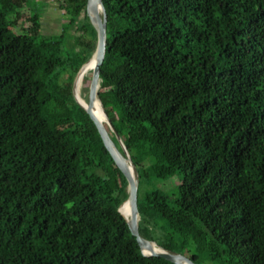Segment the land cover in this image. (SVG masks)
I'll return each mask as SVG.
<instances>
[{"label": "trees", "instance_id": "obj_1", "mask_svg": "<svg viewBox=\"0 0 264 264\" xmlns=\"http://www.w3.org/2000/svg\"><path fill=\"white\" fill-rule=\"evenodd\" d=\"M57 1L67 23L44 36L29 0H0V264H173L119 212L127 179L73 95L97 33L87 0ZM103 4L98 96L138 170L140 234L196 264H264V0ZM174 176L173 199L156 181Z\"/></svg>", "mask_w": 264, "mask_h": 264}, {"label": "water", "instance_id": "obj_2", "mask_svg": "<svg viewBox=\"0 0 264 264\" xmlns=\"http://www.w3.org/2000/svg\"><path fill=\"white\" fill-rule=\"evenodd\" d=\"M86 14L90 20V23L94 27L97 33V44L95 51L93 52L91 58L82 65L81 68L86 66L92 58H95L96 64L92 71V81L89 88V107L85 108L83 105L78 101L74 88H73V95L77 102V104L90 116L91 120L94 122L101 139L106 147L107 151L111 155L112 159L114 160L117 167L126 177L128 186H127V193L128 198L127 200L120 206L119 212L122 214L121 209L128 205L131 210V220L128 221L124 215L131 234L136 238L139 247L144 256L148 257H160L163 258L173 264H196L192 259L188 258L185 255L180 253L168 251L157 243L144 238L139 232V210H138V188H139V174L136 165L133 163L131 156L123 143L119 133L113 126L112 122L109 120L106 112V122L111 129V131L116 136L118 140L121 150L117 147L115 142L113 141L112 137L109 134V130L106 127V124L101 122L94 114H93V106L95 99L98 98V91L100 88V71L101 66L103 64L105 54H106V47H107V12L103 4V0H87L86 6ZM80 68V69H81ZM100 100V99H99ZM101 102V101H100ZM102 105V103H101ZM103 107V106H102ZM104 110V108H103ZM132 168V170H131ZM139 218V220H138ZM155 244L157 248L153 246Z\"/></svg>", "mask_w": 264, "mask_h": 264}, {"label": "rangeland", "instance_id": "obj_3", "mask_svg": "<svg viewBox=\"0 0 264 264\" xmlns=\"http://www.w3.org/2000/svg\"><path fill=\"white\" fill-rule=\"evenodd\" d=\"M27 8L30 9L29 10L30 13L28 12L25 14L24 20H23V26H29L30 20H29L28 15L29 14L32 15L33 13L37 12L38 14L41 15V22H42L41 33L44 36L59 35L62 31V27L64 26L65 23H67V16L65 14V11L60 9L59 2L57 0H29ZM16 31L21 32V29H18ZM69 37L66 42L68 49H69L68 46H70L71 44L70 42L71 39ZM67 77H68L67 74L61 77V83H63V81ZM74 80H75V77H74ZM74 80H73V88H74ZM86 85L87 84L85 82V86ZM83 95H85V98L88 99L89 89L84 88ZM106 127L110 130L111 133H113L107 123H106ZM119 147L120 149H122L120 144H119ZM179 180L180 178L178 176L171 177L167 180H159V181H156V187L163 189L174 199L177 197L176 187L180 183ZM148 188H149V185L146 183H143L141 186V195L144 194L148 190Z\"/></svg>", "mask_w": 264, "mask_h": 264}, {"label": "bare ground", "instance_id": "obj_4", "mask_svg": "<svg viewBox=\"0 0 264 264\" xmlns=\"http://www.w3.org/2000/svg\"><path fill=\"white\" fill-rule=\"evenodd\" d=\"M96 64V60L95 58H92L90 60V62L84 66L83 68H81L79 70V72L77 73L75 80H74V92L75 95L78 99V101L83 105V107L88 108L89 107V96L88 99L85 98V95H83V90L84 88L86 89L85 86V82L87 80V78L90 77L91 74V81H92V71L94 69V66ZM91 85V83H90ZM89 85V88H90ZM93 114L103 123H107L106 122V116L103 110V107L101 105V102L98 98L95 99L94 102V106H93ZM132 170V168H131ZM122 214L124 215V217L130 221L131 220V210L129 208L128 205H125L122 209H121ZM139 220V218H138ZM153 246L155 248H157V246L155 244H153Z\"/></svg>", "mask_w": 264, "mask_h": 264}, {"label": "crops", "instance_id": "obj_5", "mask_svg": "<svg viewBox=\"0 0 264 264\" xmlns=\"http://www.w3.org/2000/svg\"><path fill=\"white\" fill-rule=\"evenodd\" d=\"M28 12L30 13V11H29V10H27V13H28Z\"/></svg>", "mask_w": 264, "mask_h": 264}]
</instances>
